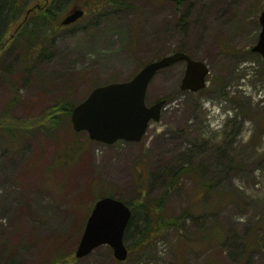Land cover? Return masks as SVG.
<instances>
[{"label":"rangeland","instance_id":"374dc122","mask_svg":"<svg viewBox=\"0 0 264 264\" xmlns=\"http://www.w3.org/2000/svg\"><path fill=\"white\" fill-rule=\"evenodd\" d=\"M61 1L54 12L60 21L73 5L97 0ZM114 1L127 6L68 28L42 27L31 54L26 41L9 44L0 56V118L23 122L62 101L76 106L95 83L127 82L179 51L206 63L207 86L181 90L185 63L159 72L146 102L168 103L140 143L94 142L64 114L50 132L16 138L0 131V264L75 255L96 196L137 202L140 188L148 199L167 193L169 217L193 205L199 213L147 246L129 239L124 264H240L242 242L264 225V59L252 52L264 0ZM3 2L9 38L19 8L24 13L36 1ZM75 264L119 263L102 246ZM247 264L264 259L253 253Z\"/></svg>","mask_w":264,"mask_h":264},{"label":"water","instance_id":"95a60500","mask_svg":"<svg viewBox=\"0 0 264 264\" xmlns=\"http://www.w3.org/2000/svg\"><path fill=\"white\" fill-rule=\"evenodd\" d=\"M83 16L84 10L77 8L63 21V25L76 23ZM259 21L262 29L253 52L264 59V11ZM178 63H186L182 91L197 93L206 88V78L210 73L208 66L185 53L177 52L147 64L130 81L95 88L85 101L72 110V129L76 133L86 132L90 140L107 146L120 141L140 143L147 134L150 123L160 121L166 105L165 100L152 106L147 105L150 84L160 71ZM131 218L132 211L125 202L111 197L97 201L76 250V258H86L96 249L109 246L114 258L118 262H125L129 251L124 238Z\"/></svg>","mask_w":264,"mask_h":264},{"label":"trees","instance_id":"16d2710c","mask_svg":"<svg viewBox=\"0 0 264 264\" xmlns=\"http://www.w3.org/2000/svg\"><path fill=\"white\" fill-rule=\"evenodd\" d=\"M3 1L0 0V56L2 52H4L5 49L9 46L10 43L17 40L26 41L30 46L31 50L29 51V53L31 54L32 53L31 51H33V49L36 48L33 41L36 40V37L39 38L38 31L42 27H45L47 24H52L55 27L60 26L59 20L56 17L54 10L50 8V10L42 14H39V16L35 20H30L28 22V25L19 34H17V36L14 39L7 38L6 36L9 33V28H11L7 26L8 25L7 20L11 18V12L9 13V8L5 4L6 1L5 3ZM24 1L25 0H14V2H17L19 5ZM112 1L97 0L93 2H89V1L86 2L84 7L89 12L87 13V15H91L94 13H101V11H104L105 9L109 10V8L117 7V5L124 7L127 6L122 1L121 2L119 1L112 2ZM3 3L5 5H3ZM183 4L184 3H179V2L175 3V5L177 6ZM19 9H20L19 11L22 12L23 9L22 10L21 8ZM5 12L8 14H5ZM42 37H44V35ZM31 60L32 59H30V56L26 57L25 59L26 67L30 66ZM98 86H101V84L95 83L92 88L94 89ZM74 107L75 105L73 104L68 105L67 102L62 101L54 106L49 107L48 109L43 111L39 116L35 118H30L29 120L23 122H14L8 117H3L0 118V131L6 132L10 137L16 136V138L17 135L20 134L29 136L36 132H50V128L53 125L57 126L59 124V118L57 115L64 114L69 117L71 116V112ZM143 172L144 171L142 170H138V174L140 178L142 177ZM206 187L208 188L209 186ZM137 193H138L137 202L134 200L125 201L122 198H120V200L125 201L133 212V216L131 218V221L129 223L128 229L125 234V240L127 242L129 239H135L136 240L135 246H138L140 248L153 243L158 237L162 236V234L165 233V231L170 227H176L177 229H179L181 227V223H183L187 218L196 217V215L199 213L198 212L199 209L196 208L195 205H193L184 209L179 216L169 217L168 215L165 214L167 193L155 199H148L146 197L147 193L144 188L138 189ZM104 197L107 196L97 195L95 202H97L98 200ZM260 229L261 231L258 230L257 232L250 234L242 242L243 251L239 258L241 259L240 264H247L249 256L253 253L261 254V256L264 259V239L262 237L263 235L261 237L257 236V233L264 232V225H262ZM217 234H218V240L220 242L226 240L225 231L223 230L221 232L219 231L217 232ZM76 261L77 259L75 258V255L66 254V255L56 256L53 259L49 260L46 264H75Z\"/></svg>","mask_w":264,"mask_h":264},{"label":"flooded vegetation","instance_id":"af4514ba","mask_svg":"<svg viewBox=\"0 0 264 264\" xmlns=\"http://www.w3.org/2000/svg\"><path fill=\"white\" fill-rule=\"evenodd\" d=\"M36 1L33 4H28L26 7V10L24 13L20 12L21 19L19 23L16 25L15 29L13 30L12 34H10V38L14 39L17 34H19L27 25L30 20H35L39 14H42L50 8H52L55 12L57 9V3L59 0H33ZM17 6H20L19 4ZM77 5H73L71 9L67 12L65 18L70 15L71 11L76 7ZM60 22V20H59ZM58 28V27H57ZM60 29V27H59Z\"/></svg>","mask_w":264,"mask_h":264},{"label":"bare ground","instance_id":"6f19581e","mask_svg":"<svg viewBox=\"0 0 264 264\" xmlns=\"http://www.w3.org/2000/svg\"><path fill=\"white\" fill-rule=\"evenodd\" d=\"M64 1H66V0H63V1H61V2H64ZM58 4H60V1L57 3V5H58Z\"/></svg>","mask_w":264,"mask_h":264}]
</instances>
